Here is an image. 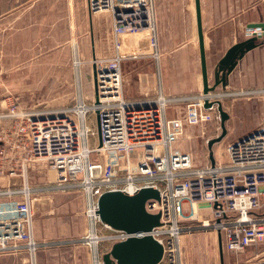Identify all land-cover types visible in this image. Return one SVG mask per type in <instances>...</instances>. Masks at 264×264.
<instances>
[{"label":"built area","instance_id":"built-area-1","mask_svg":"<svg viewBox=\"0 0 264 264\" xmlns=\"http://www.w3.org/2000/svg\"><path fill=\"white\" fill-rule=\"evenodd\" d=\"M88 10L110 13L115 46L112 58L93 61L96 96L64 110H28L13 98L0 103V181L8 178L7 186H0V255L25 249L36 264V253L45 245L35 237L34 191L28 184L23 189L12 184L20 178L21 161L44 162L56 173L53 185L41 192L76 190L87 197L91 227L79 241L96 255L103 243L150 235L163 247L159 264H181L182 235L197 228L225 233L227 249L237 256L258 245L264 240V127L229 144L227 162L216 159L214 165L195 168L192 156L176 145L187 126L220 124L217 106L205 107L215 96L182 99L185 114L175 118L168 117V109L179 99L160 86L145 102L124 96L123 64L150 60L157 67L161 59L155 0H88ZM246 35L263 36L264 30L248 29ZM90 115L97 117V146L90 145L95 136ZM23 178L26 183V172ZM148 188L159 192L158 200L145 205L148 213L160 215L151 232L129 234L101 222L103 194L134 196ZM188 221L198 226H186Z\"/></svg>","mask_w":264,"mask_h":264},{"label":"crops","instance_id":"crops-1","mask_svg":"<svg viewBox=\"0 0 264 264\" xmlns=\"http://www.w3.org/2000/svg\"><path fill=\"white\" fill-rule=\"evenodd\" d=\"M52 1L60 2V5L62 7L64 5L67 10L70 2H74L73 26L76 27L77 45L73 47L80 63L109 59L115 55L111 18L92 15L88 10V0H0V18H4L10 9L16 18L27 17L30 16V12L47 5L48 2L51 9ZM200 2L209 83L213 86L216 67L227 51L237 43L248 39L246 34L251 27L264 29V0H200ZM155 16L161 51L160 62L157 67L150 60L125 62L123 64L124 96L128 101L145 102L154 97L157 87L160 86L166 95L179 99L169 107L168 117H182L187 104L186 100L182 101V99L203 94L195 0H155ZM260 42H262L261 46L247 53L238 62L228 79L227 86L225 88L219 86L212 93L221 101L224 111L228 113L229 119L225 122V127L236 139L261 128L264 124V108L259 106L260 98L264 99V37ZM95 96L94 83L92 99ZM214 123L218 125L217 122ZM221 124L220 122V128ZM209 151L205 163L198 166L194 164L195 168L213 165L211 158L214 156L210 147ZM79 193L82 194L70 190L63 194ZM84 198L88 202L85 195ZM197 232L208 236L207 239L202 237L206 244H203L201 249L194 248L198 262L193 264H234L237 261L251 263L264 260H256L257 258L240 260L241 255L237 256L227 249L225 233L212 228H197L193 231H185L182 235L184 242L181 238V244L183 243L181 264H187L186 260L182 262V249H185L184 254L191 250L188 235ZM79 240L42 242L41 244L45 243V245L37 254V263L96 264L98 260L103 261L104 255L109 253L113 246L111 243H103L99 246L96 255L90 247ZM201 252L205 254L203 258L199 255L202 254ZM18 253H27V251L23 249Z\"/></svg>","mask_w":264,"mask_h":264},{"label":"rangeland","instance_id":"rangeland-1","mask_svg":"<svg viewBox=\"0 0 264 264\" xmlns=\"http://www.w3.org/2000/svg\"><path fill=\"white\" fill-rule=\"evenodd\" d=\"M43 6L35 9V12H30V16L27 17L16 18L10 9L4 18H0V103L13 98L18 99L21 107L28 110H64L72 107L78 99L91 101L96 67L93 64L94 60L84 64L76 57L77 53L73 47L77 45L76 27L73 26L74 2H70L68 10L58 1L51 2V9L49 2ZM94 15L111 18L108 12ZM124 71L122 67V73ZM259 106L264 108V99L260 98ZM88 125L95 132V136L90 139V145L97 146L99 135L95 115L89 116ZM230 133L228 130L227 136L211 149L214 158L216 156L223 163L227 162L225 153L227 146L237 140ZM221 135L220 125L215 123L188 127L177 148L189 153L194 164L198 166L205 163L210 153L209 143ZM24 172L28 176L26 183L23 178ZM18 176L20 178L12 184L20 189L28 184L34 191L32 196L34 230L39 243L77 240L88 233L91 223L86 215L88 202L83 193L63 194L66 191L53 190L41 192L40 189L52 186L56 178V173L44 162L21 161ZM7 179L5 177V180H1L0 186H7ZM260 213H264V210ZM204 216L209 217L208 212L204 211ZM186 224L198 225L195 221H188ZM204 234L197 232L188 235L191 250L184 254L185 249H182L184 251L182 262L185 260L187 264L198 262L194 248L201 249L202 245L206 244L202 237L206 238L208 235ZM182 239L184 242V238ZM215 244L217 245V242ZM40 250L42 249L36 253V264ZM18 252L1 254L0 264L33 263L28 252ZM199 255L202 257L205 254ZM253 258L264 259V240L247 249L239 257L240 260Z\"/></svg>","mask_w":264,"mask_h":264},{"label":"water","instance_id":"water-1","mask_svg":"<svg viewBox=\"0 0 264 264\" xmlns=\"http://www.w3.org/2000/svg\"><path fill=\"white\" fill-rule=\"evenodd\" d=\"M196 17L198 27V38L201 55V69L203 78V94L213 93L219 86L225 88L228 79L237 67L238 62L252 50L262 45L260 39L263 36H253L231 47L225 56L219 61L214 74V85L210 86L209 72L206 59L204 34L202 29L201 2L195 0ZM251 29H257L251 27ZM264 30L263 27L258 28ZM96 86V81H95ZM97 93V91H96ZM217 106L221 117L222 135L209 143L210 149L219 143L227 134L225 122L229 115L224 111L221 101L213 103L206 101L205 107ZM212 164L215 160L212 157ZM158 200L159 192L148 188L143 189L134 196H129L122 192H107L98 200V215L103 224L110 226L114 230L125 231L129 234H146L160 225V215L150 214L146 211L148 200ZM163 259V247L152 236L132 237L126 241L115 243L110 252L104 255L103 264H159Z\"/></svg>","mask_w":264,"mask_h":264}]
</instances>
